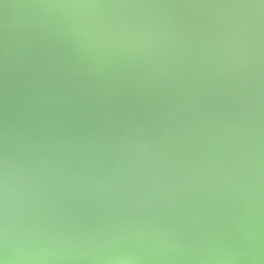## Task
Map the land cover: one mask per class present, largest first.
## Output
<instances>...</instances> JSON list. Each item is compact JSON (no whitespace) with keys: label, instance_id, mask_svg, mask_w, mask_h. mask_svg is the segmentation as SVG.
<instances>
[{"label":"water","instance_id":"1","mask_svg":"<svg viewBox=\"0 0 264 264\" xmlns=\"http://www.w3.org/2000/svg\"><path fill=\"white\" fill-rule=\"evenodd\" d=\"M33 264H257L264 0H0V229Z\"/></svg>","mask_w":264,"mask_h":264},{"label":"clouds","instance_id":"2","mask_svg":"<svg viewBox=\"0 0 264 264\" xmlns=\"http://www.w3.org/2000/svg\"><path fill=\"white\" fill-rule=\"evenodd\" d=\"M40 257H34L23 250H13L8 243L7 229H0V264H33ZM257 264H264V255L255 257ZM138 257L115 256L102 260L101 264H138Z\"/></svg>","mask_w":264,"mask_h":264}]
</instances>
